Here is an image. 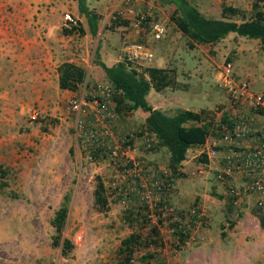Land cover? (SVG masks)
I'll use <instances>...</instances> for the list:
<instances>
[{
  "label": "rangeland",
  "instance_id": "obj_1",
  "mask_svg": "<svg viewBox=\"0 0 264 264\" xmlns=\"http://www.w3.org/2000/svg\"><path fill=\"white\" fill-rule=\"evenodd\" d=\"M146 1L150 9L149 7L133 8V13L137 11L149 13L153 20L160 22L167 31L162 40L148 42L152 56L153 45L158 49L157 54L161 55L166 39H170L175 48L172 49L171 54L173 63L169 62L176 66L180 79L189 80L186 84L177 83L176 88H166L161 92L151 90L145 98L149 105L157 109L164 108L163 112L166 114H175L183 110L195 111L207 105L210 106V113L215 115L223 106L224 99L215 83V73L221 66H229L237 76L246 79L253 91L260 93L264 90V51L258 42L243 37L228 39L219 48L220 54L213 51L212 46L195 44L198 46L197 52L194 53L196 62L194 59L187 58L190 47L188 39L180 32L176 33L178 31L169 21L173 11L172 6L161 5L157 0ZM189 1L206 18L220 17L222 6L233 5L234 8L239 9L241 4V0ZM242 4L248 6L251 2L244 0ZM239 10L245 20L251 18L250 7L248 10ZM123 19L122 15L115 11L112 14V21L108 22L103 30L109 31L115 25L122 23ZM113 33L116 34L115 32L106 33V37L104 34L96 33L87 39V60H91L95 65L99 63L97 52H100L105 41L110 47L117 44L121 48L124 47L127 42ZM121 51L122 49L119 62ZM180 60L181 63L178 62ZM153 65L159 66L156 61ZM169 65L166 68L172 69ZM127 67L140 72L146 66L128 64ZM174 72L177 75L176 71ZM86 79L90 81L91 77L87 74ZM105 84L100 81L97 85ZM188 87L192 88L194 90L192 92L196 94L188 92ZM91 96L85 95L87 99ZM113 96L114 92L112 99ZM112 99L111 101L115 104ZM116 112L117 119L114 120L116 125L113 128L118 135H114L115 142L121 145L128 134L132 135L133 144L138 152L136 154L141 156L139 159L145 164L149 162L154 164L152 166L154 168H150L147 173V180L143 178L141 181L131 183L127 177L113 178L115 168L109 163L108 158L100 159L97 150L90 142H80L74 135L72 114L69 113L70 118L64 119V122H51L47 133L55 138L52 142H60L54 147L55 164L53 165L50 159L48 161L42 157H39L36 163L32 162L29 160L31 152L28 149L22 159L24 163H27V171L31 174L24 172L25 177L18 180V185L12 183L7 190L1 185L5 182V178L0 179V264H116L120 241L130 233L140 235L141 241L133 254L131 264H141L138 258L146 252H155L165 262L164 264H221L223 262L224 259L220 258L223 252L221 246L228 247L232 243L228 232L232 227L229 224L239 219L235 216L236 213L244 211L248 213L249 210L227 209L226 199L230 200L227 198L228 184L223 177L218 176L219 171H214L213 174V171H208L200 157L189 160L188 170L179 172L176 169L173 173L165 164V151L156 147L151 135L143 129L142 114L140 112L124 114L117 110ZM137 141L140 143L138 144ZM109 143L106 142V144ZM51 146L52 144L48 147V153L53 152ZM148 151H153L154 156L158 158L157 162L140 155ZM189 156H191L190 150L186 152V157ZM4 170L13 176L14 169L0 165V174L5 172ZM46 174H48L47 177H45ZM53 174H57L58 177L51 180L50 176ZM178 174L180 176H177ZM178 178L182 183L180 189L185 194V201L182 202L183 205L185 204L183 207L185 212L178 207L173 196L177 191L175 181ZM98 182L102 184V195L106 201L102 208H97L93 204V191ZM45 187L50 188L47 194ZM190 192L203 194L202 200L206 203L209 200L212 202L211 199H207V196L215 192L216 195L221 194L225 197L224 205L219 207H214L210 203L206 204L208 212L205 215L203 213L199 215V223L193 232L189 228L191 222L187 215H189L188 210L197 204L196 199L193 201L186 199V194ZM65 195L68 197V202L62 237L68 240L71 249L63 255L60 252L61 239L58 240L59 245L54 244V230L49 221ZM249 199L251 204H249L251 212L249 215L263 214L264 206L256 208L252 204L254 203L252 197ZM210 217L213 219L212 224L205 226L204 222L208 223ZM150 226L156 229V235L149 237L152 240L148 238ZM244 227L248 242L263 234V230L261 231L251 222ZM189 236L192 239H188ZM209 240L210 243L206 244ZM245 246V248L252 247L249 251L256 253L255 244ZM209 247L214 249L213 253L209 252ZM234 249L233 252L231 249L226 251L229 254H236L241 248L235 246ZM233 260L237 263V259Z\"/></svg>",
  "mask_w": 264,
  "mask_h": 264
},
{
  "label": "crops",
  "instance_id": "obj_2",
  "mask_svg": "<svg viewBox=\"0 0 264 264\" xmlns=\"http://www.w3.org/2000/svg\"><path fill=\"white\" fill-rule=\"evenodd\" d=\"M84 1L86 8L99 16L97 34H104L106 37V33L115 32L122 41L127 43L134 41H150L143 30H139L131 24L133 8L149 7V3L146 0H127L126 2H121L122 0ZM243 1L244 0H241L239 9L248 10L251 4L248 6L243 5ZM247 1L248 3L253 2V0ZM231 7L235 6L232 5ZM115 11L122 15L124 21L119 25H115L114 28L109 29V31L103 30L105 25L112 21L111 13H115ZM66 12L77 20L78 29L80 28L82 30V33L78 31L79 34H82L81 36L75 33L66 34L58 27L62 14ZM210 19H220V17ZM176 33L179 34V32ZM116 34L113 33V35ZM90 36L87 30L86 20L78 12L77 0H0V165L8 167L9 169H14L13 176L8 174L6 170L0 174V179L5 178V182L1 184L5 186V190L8 189V186H12V183L18 185V180H22L25 177L24 172H28L27 163H24L22 159L26 150L29 149L31 152L29 153L30 159L26 158L27 160L29 159L36 163V160L42 157L48 161L50 159L53 165L55 164L53 160L54 147L60 142H52L55 138L47 133V131L50 130L51 124L57 121L64 122V119L70 118V114L66 108V102L71 99L79 98L80 96L95 95V88L100 81L108 84L104 79L99 63L106 67H111L119 63V54L122 48L119 47V44L110 47L108 42L105 41L100 52H97V62L99 63L95 65L91 60H87L86 58V44ZM233 38L241 39L234 34H228L219 42L207 44L206 46H212L211 49L217 54H220L221 51H219V48L222 47L226 40ZM255 41L258 42L257 40ZM154 46L155 45L151 47L152 52H154L153 62L150 67L166 68L169 63L171 64L169 61L173 63V60H171L173 56H171V54L175 46L172 45L170 39H166L165 48L160 52L161 55L157 54L158 49ZM197 47V45L192 44L188 48L187 54L189 56L186 54V56H188L187 58L192 60L196 58L194 57V53L197 52ZM194 60L196 61V59ZM155 61L159 66L153 65ZM178 62L181 63L182 61L180 60ZM62 63H72L83 70L85 76L81 84H77L73 89L59 88L57 69ZM169 67L174 70L176 66L171 64ZM174 71H176L177 74L175 75V81L178 84H186L189 82L187 79H180L178 70L175 69ZM87 74L88 77H91L90 81L86 79ZM216 79L217 72L215 73V81ZM150 91L151 90L147 93V97ZM187 91L194 92L190 87H188ZM262 92H264V90ZM222 105H226L224 99L222 100ZM151 107L157 109L155 106ZM163 107H165V105H163ZM205 107H201L193 112H197L201 109L210 112V106L206 105ZM158 110L167 116H172L174 114H166L163 112L164 108H159ZM32 111L38 112V118L40 120L29 121L28 118ZM134 112H140L142 114L143 123L147 114L140 110ZM212 116L211 131L205 139V142L201 146L188 149L191 151V156L186 157L185 153V160L180 164L177 170L179 172L188 170L187 165L191 160L204 156L206 159L204 166L207 167V170L213 171L212 174L214 171H219L218 176L223 177L224 181L228 184L227 198L230 200L227 201L226 199L228 205L227 209L243 208L250 212V197H252V202H254L252 204H254L256 208H262L264 206V196L250 195L247 193L245 191V185L248 179L237 170L229 172L226 166V158L231 156L233 161L234 155H237V158H235V161H237L250 147L251 141L248 139L238 140L234 146L229 148L232 150L231 155L228 151V147L224 143L217 141L219 138L220 124L223 123L224 119L219 118L220 113H215V115L212 114ZM254 123L256 127L262 125L264 123V113L263 115L255 116ZM115 134L118 135L117 133ZM61 136L63 138V135ZM151 137L155 141L152 135ZM213 142H216L215 147H211ZM137 143L139 144L140 141H137ZM51 144L53 152L48 153V147ZM160 149L163 150L162 148ZM207 150L214 151V157H206L204 153ZM152 152L148 151L145 154L140 153V155L144 156L146 159L157 162L158 158L154 156ZM166 157L165 164H168ZM145 165L147 172L150 168H154L152 167L154 164H150V162ZM28 174H31V172H28ZM47 176L48 174L45 175V177ZM177 176L180 175L178 174ZM39 177H41V174H39ZM57 177V174L50 176L51 180ZM181 185L182 183L178 178L177 181H175L177 191L173 196H175L176 203L179 205L178 207L184 211L183 207L185 204L183 205L182 202L185 201V194L180 189ZM216 188H219V186H216ZM45 189V193L47 194L50 188L45 187ZM215 193L207 196V199L212 200V202H210V200L207 202L214 207L224 205L225 197L221 194L216 195ZM186 195V199L189 201L196 199V207L200 209L201 214H207V205L209 204L202 200L203 194L201 195L200 192H190ZM258 200L261 203L260 206L256 204ZM189 201L187 203H189ZM242 204H245V206H241ZM209 211H211L210 207ZM249 212L247 213L244 211L243 213H236L235 216L239 219L229 224L232 227L231 230L229 229L228 231L232 243L229 244L228 247L221 246L223 252L220 254V258L224 259L221 264H229V262H231V264H264V230L262 231V229H260L263 234L253 241L250 239L248 242L247 236H245L247 231L243 226L247 225L249 222L256 224L259 228L255 214L249 215ZM13 219H16V217H13ZM212 220V217H210L208 223L204 222V224H206L205 226H210ZM242 228L245 231L242 230ZM207 243H210V240L206 242V244ZM247 244H255L257 246V249H255L256 253H251L249 251L252 247L245 248ZM235 246L240 247L243 251L240 249L236 254H229L226 251L231 249L233 252ZM209 252L213 253L214 249L209 247ZM233 259H237V263H235Z\"/></svg>",
  "mask_w": 264,
  "mask_h": 264
},
{
  "label": "trees",
  "instance_id": "obj_3",
  "mask_svg": "<svg viewBox=\"0 0 264 264\" xmlns=\"http://www.w3.org/2000/svg\"><path fill=\"white\" fill-rule=\"evenodd\" d=\"M157 1L161 5L172 6L173 11L169 21L178 32L188 39L190 46L192 44H214L224 39L228 34H234L249 40H257L264 51V0H253L250 6L251 18L249 20L243 18L239 9L231 6L221 7L220 19H210L199 13L189 0ZM77 8L79 14L86 20L88 33L91 36L95 35L99 16L86 8L84 0H77ZM77 30L82 33L80 28ZM99 67L105 81L114 89L113 101L118 112L128 114L140 110L147 114L142 123L143 129L154 137L156 147L165 151L168 168L174 173L185 160L186 151L201 146L205 142L211 131L212 114L201 109L197 112L178 111L172 116H167L146 102L145 97L149 90L161 92L166 88L177 87L175 72L172 69L149 66L138 72L121 62L111 67L99 63ZM57 73L61 89L75 88L77 84L82 83L85 76L83 70L72 63H62L58 67ZM200 160L203 163L206 162L204 156ZM67 202L68 197L65 195L49 221L54 230V244L59 245L58 240L61 239L60 252L63 255L71 249L68 240L62 237L67 215ZM93 204L97 208H102L106 204L100 182L96 184L93 191ZM254 214L258 220L259 228L264 230V213ZM152 235H156V229L150 226L148 238ZM149 239L152 240V238ZM140 242V235L135 233H130L123 238L117 250L116 264H131L133 254ZM138 259L141 264L165 263L155 252H146Z\"/></svg>",
  "mask_w": 264,
  "mask_h": 264
},
{
  "label": "built area",
  "instance_id": "obj_4",
  "mask_svg": "<svg viewBox=\"0 0 264 264\" xmlns=\"http://www.w3.org/2000/svg\"><path fill=\"white\" fill-rule=\"evenodd\" d=\"M131 24L143 30L152 42L160 41L166 35V28L157 20H153L147 12L132 13ZM58 27L67 34H78V22L67 12L62 14ZM152 60L148 42L145 41L126 43L120 55V62L125 66L138 64L149 67ZM216 86L226 104L218 112L219 118L224 121L220 124L217 141L224 143L230 153L232 150L229 148L238 140L251 141L250 147L237 161H235L237 155H234L233 161L231 156L226 158L227 170L229 172L237 170L248 179L245 185L247 193L264 196V123L258 127L254 123V117L264 113V92L253 91L250 83L237 76L229 66H221L218 69ZM113 92L114 89L109 84L97 85L95 95L90 99L80 96L66 102V108L73 116V133L80 142H90L100 159L108 158L109 163L115 168L113 178L127 177L131 183L141 181L143 178L147 180L146 165L136 154L138 152L133 144L132 135L128 134L121 145L115 142L113 126L116 125L117 112L115 104L111 101ZM37 118L38 112L32 111L29 120L35 121ZM216 142H213L211 147H215ZM204 154L209 158L215 155L212 150H207ZM256 204L261 205L259 200ZM188 213L191 222L189 228L193 232L199 223V215L202 214L196 206L189 209ZM188 239L192 238L189 236Z\"/></svg>",
  "mask_w": 264,
  "mask_h": 264
}]
</instances>
